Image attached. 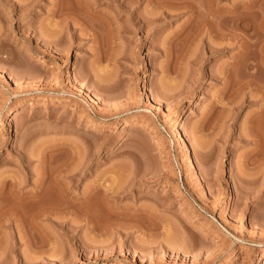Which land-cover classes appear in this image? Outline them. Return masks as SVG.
I'll list each match as a JSON object with an SVG mask.
<instances>
[{
  "label": "rangeland",
  "instance_id": "1",
  "mask_svg": "<svg viewBox=\"0 0 264 264\" xmlns=\"http://www.w3.org/2000/svg\"><path fill=\"white\" fill-rule=\"evenodd\" d=\"M84 1L109 23L56 47L57 0H0V181L30 194L46 180L45 211L24 201L0 217V264H264V165L249 137L253 124L264 135L263 102L254 86L224 90L219 72L238 48L207 52L183 11L139 32L134 9Z\"/></svg>",
  "mask_w": 264,
  "mask_h": 264
},
{
  "label": "bare ground",
  "instance_id": "2",
  "mask_svg": "<svg viewBox=\"0 0 264 264\" xmlns=\"http://www.w3.org/2000/svg\"><path fill=\"white\" fill-rule=\"evenodd\" d=\"M66 1L70 3L66 5L67 4V3L65 4ZM116 1L118 3L119 10H120V7L122 6L125 8H128L129 11L134 9L136 13V17L131 18L132 20L128 22L127 27L129 26V28L136 29L139 32L144 31V29L147 28L149 25H154L164 19L176 16V15L178 16V14L182 13L183 11L188 14V20H187L186 26L182 29V32L186 31L188 28L191 27L190 28L191 37L194 40L199 38L200 41H202L201 43H203L202 46L207 52L218 53V52L225 51L228 48H232L234 46L235 48L237 47L238 53L234 57H232L229 62H225V64H223V66L221 67V70L219 71L222 73L221 75L225 76V79H226V82L224 84L225 85L224 90L225 89L229 90L230 88L231 89L238 88V90L241 89L242 91L244 90L242 89V87L254 86L256 92L258 93V94L255 93L257 95L255 97L260 98V100L263 102V105L260 111L254 114L255 116L253 117L252 121H254L255 119L256 120L260 119L264 121L263 120L264 119V78L263 77L261 78V76H264V75L259 74L260 76H257L258 73H261V72H262L261 74H264V8L262 10V8L260 7L262 3L259 5L258 0H251L250 2H248L247 0H232L229 6H226V5L220 6L217 0H116ZM144 2H148V4L151 5V8H152L151 12L143 13L138 10L140 5ZM90 6L91 5L90 4L88 5L84 0H57L54 6L52 22L50 24L52 36L55 39L53 40V42L54 41L56 42V40H60L58 38H61L62 36H67V37L68 35L72 36L73 35L72 31L76 30L77 26L80 27L79 28L80 34L84 32V35L86 34L90 36L91 38L92 37L95 38V36L97 37L98 36L97 34H100L99 32L104 30L103 27L107 26V24L109 23L108 21H106L108 17H105L106 15L102 16V14L100 15L99 12L97 13L93 9V7H90ZM100 16H102L101 18L103 21L102 20L100 21L101 19ZM131 16H133L132 13H131ZM99 21L101 23H99ZM80 36H83V35L81 34ZM204 36H206L209 39L211 37L212 39L216 38L218 42L217 41L215 42L211 39L206 42L203 39H201V38H204ZM56 44L57 43H55V46L57 47ZM31 59L33 60L34 58L30 56L29 60ZM235 69H238V73H233ZM22 72L23 74H25V71H22ZM217 74L219 76L218 72ZM258 78L261 80H258ZM238 85L240 86V88L236 87ZM253 97H254V94L250 98H253ZM191 113L192 111L189 110V114L185 118H188L191 115ZM183 120H184V115L183 116L178 115L176 118V124H177L176 132H177V136L180 138L183 137V133L185 131ZM252 121L251 123H253ZM88 123L92 124V122L90 121ZM203 124L201 123V125L195 126V131L202 128ZM253 126L249 130L250 132L249 137L252 138L255 144L254 155L257 158L255 161L256 162L258 161V163L260 162V164L264 165V135L263 133H261L260 130H257L255 126H254L255 130H254ZM0 129H1V126H0ZM8 180L0 181V217H6L7 215L8 216L14 215L17 212L20 213L19 204H21L24 201H28L31 207L33 208L36 207L34 208V210L37 209V206L38 207L40 206V204L42 203L40 200L43 194L41 192L43 191L42 189L45 186V185L43 186V184H45L46 180H44L45 182L39 181V183L36 184V188H37L36 192H32L30 194H23V193L20 194V192L18 191H20L19 184L21 183L18 184V182L16 181L13 182V180L12 181L9 180L8 182ZM244 182H246V180H244ZM59 183L54 182V185L56 184L55 186H57L56 190L58 188L60 189V190H57V193L63 197L64 194H66V190L65 188L62 189L61 188L62 185H60ZM125 183L127 182H124L123 185L129 184V183L127 184ZM120 185L121 184L119 183V185L116 186L118 189L114 187L116 192H119L120 190L122 192L123 185L121 186ZM130 185L132 184H129V186L127 185L126 186L127 188L124 186L125 187L124 190L129 189L128 187H130ZM18 186H19V189L17 190ZM95 187L98 188V185ZM90 192L91 194H89ZM90 192L87 193L88 194L87 197L84 196L86 197V199L84 200L83 198L84 201L82 200L83 202H80V204L82 203L81 205L82 207L85 206V204H87L88 206L90 200L94 199V196H96L95 194L93 196V193H94L93 190ZM7 199H9L10 202ZM4 201H8V202L5 203ZM46 207L50 209L51 206L50 207L46 206ZM43 209L44 208H42V210ZM89 209L90 208H88V210ZM42 210L40 208L39 212ZM11 211H15V212H12L14 214H9ZM113 211L110 212L109 210L111 214L115 213V211L114 212ZM184 212L185 214L183 213V215H192L186 209ZM43 213H46V212H43ZM90 215H91V212H90ZM149 216H151V218L152 217L155 218L152 214ZM149 216L147 215L148 218H150ZM190 217H191L189 219L191 221L190 225L192 226L195 225L196 227L198 226V228L200 227L198 229L199 235L207 236L213 233L210 227L208 226L201 227L199 226L201 225V223H199L200 221L198 222V220L193 216H190ZM87 219H88V216H87ZM90 220H91V216H90ZM90 220H87V221H90ZM192 237L190 236L189 238H192ZM191 241H194V240L192 239ZM191 241H190L189 247H193L191 245L192 243ZM55 257L57 258L56 255Z\"/></svg>",
  "mask_w": 264,
  "mask_h": 264
}]
</instances>
